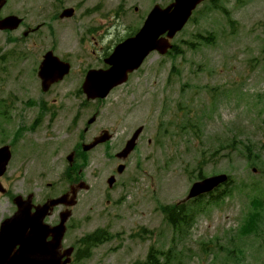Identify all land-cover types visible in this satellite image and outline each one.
Masks as SVG:
<instances>
[{
	"label": "rangeland",
	"instance_id": "374dc122",
	"mask_svg": "<svg viewBox=\"0 0 264 264\" xmlns=\"http://www.w3.org/2000/svg\"><path fill=\"white\" fill-rule=\"evenodd\" d=\"M153 1V5L163 6L173 0ZM80 2H83L80 10L64 27L69 26L74 29L73 33H82L89 28L98 27L100 22H108V20L105 22L100 19L103 10L99 13L90 12L87 14V11L104 3L105 11H110L111 20L118 23L115 28H111L107 24V30L104 31L111 34L112 44L114 40L121 39L124 34L142 26L151 9L152 0H126L124 9L119 16H116V11L121 0H64L63 4L75 7ZM220 4L230 9L236 24H226L222 21L219 25H214V17H210L208 25H205V21H202L200 27L192 24L178 36L177 44L180 46V54L177 55L176 60L171 57L165 59L168 64L166 69L172 71L170 80L174 79L173 89L169 90L165 97L178 96L182 86L186 85L185 78H188L189 85L196 87L204 85L203 75L205 74L201 72L200 66H208L210 71L215 70L216 74L222 75L220 80L231 84V86L238 84L247 87L253 96L246 99L252 102L253 106L248 107L247 104H243L239 107L242 110L237 111H234L233 108L235 107L231 106V112L226 114L227 116L231 115V120L225 121L223 125L206 117V121L200 126V129H203V134L197 139L198 143L203 144V151L206 153H213L220 148L224 149L221 155L224 159L219 156V164L207 168L204 171L205 175L226 173L232 175L235 181L252 180L251 170L248 169L247 161L242 154L234 155L231 152V157L228 154L231 151V141L236 139L238 142L257 144V150L254 154L260 155L264 160V124L259 115L264 112V100L256 104L254 99L256 90L259 87L264 88V0H246L243 6L235 4V0H223ZM61 7L63 6H59L56 10L59 11ZM26 8H32L28 0ZM137 8L138 10H136ZM211 15L223 16L217 10H213ZM43 19V17L34 18L28 14L29 23L42 22ZM201 28L205 29L204 34L211 31L212 28H216V46L211 51L209 48L201 46L193 38V35L197 34L196 30ZM66 41H70V38ZM182 42L189 46L181 45ZM194 42L199 44L200 51L195 50L196 52H194L190 49V43ZM2 43L3 39H0V45ZM50 46L49 40H42L38 50H45ZM110 47L111 45L107 41L100 43V48L104 50V53H108ZM33 51L37 52L36 49ZM4 54L6 52L0 53V56ZM72 59H75V63H77L75 74L69 81L67 80L64 84L55 87L49 95L41 94L31 76V63L27 64L26 100L35 101L44 98L52 104L56 99L59 105L54 106V109L59 113V119L55 125L49 126L44 123L37 131H30V119H27L26 122L22 120L24 108H21L20 105H17V110L12 114L15 117V123L9 124L0 118L1 131L3 133L8 131L5 137L4 135L3 138L0 137V147L2 144L12 143L16 156L9 166L5 180H3L9 193L13 196L27 197V192L35 190L33 192L36 195V201L42 203L48 197H52L63 190L62 181H64V167L67 166L66 157L79 141V129L70 126L76 115V111L72 109L81 110L87 107L84 106V96L76 97V93L79 91L81 80H84L85 70L93 66L102 67V61H95L92 58H88L89 60H86L84 64H81L79 59ZM225 62L228 66L225 65ZM159 63V57L152 55L143 70L126 85V87H130L127 111L134 103V94L137 92L138 86L147 84L145 83L146 80H149V84H156L158 87L156 96H160L161 87L166 85L165 81L168 77L159 78L157 72L155 73ZM224 66L227 69L224 70ZM183 75L184 77H182ZM253 85L257 87H248ZM118 90L119 92L116 91L104 105L87 104L88 110L83 114L86 121L97 111L101 113L92 129L91 136L87 140L101 129L115 126L114 104L118 97L121 98V89ZM14 93L19 94V90ZM9 95L13 96L12 87L0 83V101L7 100ZM170 101L177 102L178 100ZM197 106L198 108H194V113L197 117H201L207 108L200 109L199 103ZM141 107H144L145 110L138 111L137 119L128 123V126L131 127L140 123L143 117V122L148 124L147 129L149 128V131L140 143L137 153L129 159L127 170L120 179L121 183L113 192L115 198L119 199L120 206L110 209H107L105 204L99 206L103 200L104 180L113 166V161L108 159L105 155L106 151L102 147L92 153L91 165L84 174V180L92 187L93 192L82 196V203L75 210L74 218L70 222L65 246L75 245L78 239L92 234L100 228H106L111 234L119 236L117 240H110L109 243L96 248L90 256L80 259L79 262H77V257H74L72 264H135L145 262L152 245H158L157 248H162L160 250L162 252H169L173 249V254H179L183 251L178 256V259L182 260V264H199L197 258H199V262L203 261V264L224 262L264 264L261 256L264 242L261 239L256 240L254 237H243L239 240V226L234 225L235 222L233 221L235 217V221L239 223L238 219L245 215L249 208L247 207V202L250 203L249 198L240 199L237 196L234 207H231V212L228 209L220 212V223L213 218L204 232L193 226L188 235H181L175 233L165 223L160 213V205H173L185 197L190 184H192V178L196 176L194 170L200 161V155L197 150L193 149L196 141H192L191 137L188 136L186 139L192 142V146L189 147L190 154L187 155L185 146H181V140L176 139L168 143L169 146L166 151L160 150L157 155H152L151 150L147 148V140L154 133L156 120H147L148 107L146 104ZM21 125H27V127L23 138L21 137L22 139L17 141L15 132L16 128ZM119 131V137L110 146L111 149H119L121 145ZM1 135L2 133H0ZM262 143L263 148L261 147ZM33 146H37L38 151L41 152L36 160H32L35 157V153L33 154L31 151ZM25 156L27 157L24 158ZM151 156L153 159H150ZM47 165L48 168H46ZM256 179L262 181L263 177L260 174ZM46 183L51 184L52 189L55 185H58L59 188L50 191L52 189L46 188ZM235 193L238 194L239 192ZM15 211L16 208L9 196L0 197V224L5 218L13 215ZM228 215L231 216V226H228L229 223H222ZM55 221L56 218L51 220V222ZM141 231L154 234V237L147 238V242L144 243L145 247L139 246L141 243L139 240H132L133 235ZM205 244L211 247L217 246H214L210 253H205L203 251ZM222 247L224 248L222 249ZM227 247H231V254L225 253ZM227 256L231 261L225 260ZM163 261L165 262V258Z\"/></svg>",
	"mask_w": 264,
	"mask_h": 264
},
{
	"label": "water",
	"instance_id": "95a60500",
	"mask_svg": "<svg viewBox=\"0 0 264 264\" xmlns=\"http://www.w3.org/2000/svg\"><path fill=\"white\" fill-rule=\"evenodd\" d=\"M153 17L158 18V15ZM149 20L146 30L130 45L119 50L111 62L114 65V70L108 75L116 80L113 85L123 82L125 72L139 66L152 48L163 21L160 18L152 17ZM178 28L179 26H171V34ZM88 95L91 98L103 97L105 92L92 90L88 91ZM9 160L8 149L0 151V177L4 174ZM16 203L19 205L18 213L12 219L7 220L0 230V264H62L60 249L65 233L62 230L63 226L58 228L62 232L56 236L55 241L47 243L46 240L51 233L44 226L47 210L41 209L36 215L30 216L29 211L23 207L22 203L19 201ZM53 204L55 206L58 202ZM70 254V251L67 252V256ZM67 263L68 261L64 264Z\"/></svg>",
	"mask_w": 264,
	"mask_h": 264
},
{
	"label": "trees",
	"instance_id": "16d2710c",
	"mask_svg": "<svg viewBox=\"0 0 264 264\" xmlns=\"http://www.w3.org/2000/svg\"><path fill=\"white\" fill-rule=\"evenodd\" d=\"M178 210L179 209H176V208L175 209H171L167 213L168 217L170 219H172L174 222L180 220V217L183 215V214H180L181 212L179 213Z\"/></svg>",
	"mask_w": 264,
	"mask_h": 264
}]
</instances>
